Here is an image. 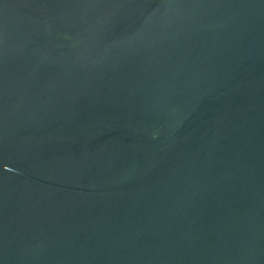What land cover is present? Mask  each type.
I'll use <instances>...</instances> for the list:
<instances>
[{
  "label": "water",
  "instance_id": "95a60500",
  "mask_svg": "<svg viewBox=\"0 0 264 264\" xmlns=\"http://www.w3.org/2000/svg\"><path fill=\"white\" fill-rule=\"evenodd\" d=\"M0 264H264V0H0Z\"/></svg>",
  "mask_w": 264,
  "mask_h": 264
}]
</instances>
